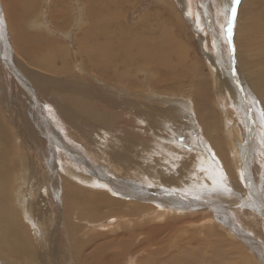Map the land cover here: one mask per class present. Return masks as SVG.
I'll return each instance as SVG.
<instances>
[{"label":"rangeland","instance_id":"obj_1","mask_svg":"<svg viewBox=\"0 0 264 264\" xmlns=\"http://www.w3.org/2000/svg\"><path fill=\"white\" fill-rule=\"evenodd\" d=\"M117 1L119 2V6L116 7L114 0H11L10 2L0 0L1 145L3 146V143L6 142L5 136L12 137L10 144L7 145L8 150H5L3 154L0 152V204L7 211L8 216L15 218V225L22 232L27 230L30 233V230L33 229L35 231V226L38 222L46 221L49 223V219L52 216L50 211L42 218L38 216L37 207L40 205L41 198L44 199L43 206L45 208L65 205L67 198L64 190L65 182L61 181L59 176L60 170L51 178L49 167L44 163L47 159L55 162L60 157L62 159H68V157L66 158L64 153L59 150L55 152L57 156H52V152L54 151H52L50 141L42 135L40 128H38L39 120L43 122V127L47 124L49 126L51 122L54 130L60 131L59 133H63V135L65 134L64 139L68 144L71 143V146H76L80 149L83 146L91 148L94 146L100 155L101 153L103 155L102 151H106V154L109 153L110 155L111 153L118 152L134 154L133 156L137 155L135 153L142 155L152 150L155 146L156 149L153 150L158 151L161 145L158 142L160 138H172L175 144L179 140L182 149H172L175 153L173 157L174 163L177 162L174 166L179 169H182V166L186 167L198 164L197 160H199L198 156L190 153L189 146L185 145V141H182L185 139L189 143H193L194 147L198 146L196 144H201L204 149V158H207L209 161L207 163L201 161L200 164L204 168L203 171H212L217 163H222L219 157L220 151L222 146L226 148L225 144L228 142L224 136V132L217 128L218 125L219 127L223 125L220 114H225L227 110L232 111L236 123H238L243 144H245L243 156L249 157L251 153L248 161L243 157L239 161L242 170L248 172L247 176L243 175L245 177L242 180L247 186L248 192L250 191L249 188H251L250 184H255L264 200V103L260 97L251 96L246 89V83L243 84L241 81L240 76L243 72V66L238 62V48L234 42L238 22L245 20L250 9H253L255 12L264 13V0H252L251 2L240 0L239 5L235 6L237 14L231 41L229 40V36L226 40L224 39L225 36H222L224 35V28H222L224 21L222 15L218 12L219 7H217V2H220V0H188L189 2L186 0L188 8L184 6V11L181 6L183 4L182 0ZM206 10L208 11V17L205 15ZM147 16L149 20L148 32L142 20L143 17ZM168 16L172 20H175H173L174 24H171V26L173 28L176 27L177 36L180 39L179 43L182 47L188 46L187 52L189 56L187 57V61L189 65L187 67L179 65V67L174 68V65L171 66L169 63V68H164L159 73L158 78L160 82H157L153 74L140 71L139 66L143 63L142 56L128 50L126 43L121 40L125 38L127 41L132 42L137 49L142 50L148 39V46L154 47L162 37H158L160 35L159 31H161L160 26L153 25L157 23L158 18L165 20ZM34 18L44 21L45 25H51L52 32L56 33H54L55 35L52 39H56L61 45L67 46L69 49H67L68 55L55 56L56 59L51 56V48L47 43L57 46L49 36L53 34H43L30 28V22ZM260 19L264 21V18L260 17ZM153 30L157 31V33L155 34ZM243 30L241 28L238 31ZM28 32H35V38L37 36L41 38L39 40L42 45L41 47L35 44V40L28 43ZM116 33H118V37ZM218 36L220 37L219 39ZM203 37L207 38L204 43L202 42ZM209 39H212L214 44ZM261 39L263 37L260 35L257 41ZM10 41H12L13 46ZM257 41L254 44L257 46L253 45L255 48H253L254 51L250 54L254 57L252 59L250 55L246 57L248 59V61L246 60L247 62H254L256 64L255 70L258 68L264 69V41L263 43ZM19 42L23 44L22 49L18 47ZM138 42H140L139 47L136 46ZM208 42L210 43V47L207 49L206 45H208ZM220 47L224 51V55L227 53L226 57L229 55L227 58L228 65L229 63L231 65L229 68L233 70L235 68V72L240 78L244 91L242 100L249 101L251 104L250 112L248 113L253 123L245 119L241 109L237 107L235 100L231 101L233 105L230 102L226 103V101H217V104L213 102L217 98L216 80L208 66L209 62L206 53L217 52ZM30 49H32V52L36 51L35 53L42 58L47 56V59H42L39 66L29 63L28 59L24 57L23 52L27 51L30 53ZM244 54L249 53L241 52V56ZM229 58H232V63L229 61ZM63 59L67 62V72L56 74L52 69L55 63L57 67H60ZM175 60L176 56L172 61ZM12 64L15 67L11 68L10 65ZM226 71L229 72L227 69ZM169 72L170 78L167 80ZM73 73L80 78L77 79L75 76L68 79H60ZM243 73L247 76L245 72ZM23 75H30L29 82L31 85L24 84L19 80L18 77H24ZM53 76L59 79L53 78ZM43 78L47 80H43ZM179 79L180 81H178ZM181 79L183 80L181 81ZM58 80L64 81V83L58 84ZM175 80L177 81L175 82ZM127 87L140 91L132 92ZM27 91L32 92L33 96H30ZM66 91L73 92L74 94H85L82 99H87L96 110L94 112L81 113L78 118L70 121V116L58 110V104L66 108L73 103L70 101V98L65 99L63 97L62 93ZM35 93L36 99L44 105L45 109L49 108L50 110L34 107L33 99H35ZM207 100L208 103L211 101L212 105H214V116L218 121L214 124L216 129L210 128L202 116V109L206 107L205 102ZM189 101L192 102L193 108L189 107ZM106 117L109 120L103 123L104 121L102 120L106 121ZM115 118H120L121 121L118 119L117 122L111 123V119ZM86 120L88 121L83 122ZM261 123H263V126ZM250 124H254L253 127H250ZM185 126L186 128H184ZM252 128L253 130L249 133ZM29 132L32 144L27 136ZM68 133L70 137L66 136ZM94 136L98 139H95ZM195 137H198L197 139L201 138L202 142L196 141ZM249 139H251L250 143L248 142ZM24 140L28 142H24ZM92 140L95 141L93 142ZM100 141H102V145ZM122 141H124L123 144ZM96 142L97 144H95ZM25 143L31 146L32 151H35V159L32 161L29 151L24 147ZM247 144L248 147L246 149ZM98 146L102 147L99 149ZM106 146L110 149L108 150ZM83 153L85 156H88L86 152ZM239 154L241 158L240 151ZM102 155L100 156L102 158H99L100 161L104 159ZM11 159H16L17 164L14 165ZM153 159V162H150L147 159L141 158L140 162L143 164L141 166H143L144 170L150 172H153V169L157 170L161 167L162 184L168 185L170 174L166 172L167 168L156 164V161L159 160L156 155H153ZM99 163L102 164V162ZM31 164L34 165V174L30 176L31 182L27 186L21 178L29 173ZM246 164H248V168H246ZM223 165L225 166V162ZM138 166L133 165L130 168L128 173L130 177L135 179H156L155 176L149 177V174H141ZM44 170L48 172L46 176V188L42 187V189L39 187V190V174ZM221 170L223 171V169ZM203 171L200 173L185 171L187 173L186 179L188 178V180H185L184 185L194 188L192 184L195 183L198 177L201 182V194L206 192L215 194L218 190H215L211 184H203L200 177ZM234 171L237 170L235 169ZM66 172L68 170H63L62 176L67 177V175H64ZM194 174L197 176H194ZM189 177L192 180H189ZM70 183L77 188L81 187L80 184H76V181H70ZM69 185L67 184V187ZM107 187L105 185L104 190L111 195V202H102L99 205V207L101 206V211L93 215L95 218L85 213L81 206L76 205L73 206L75 212L71 217L70 223L80 225V219H87L93 222L94 220L103 221L105 218L122 215L125 217L126 222L140 224L142 223V219L147 218L144 216L143 210L137 208V204L142 203L140 200L117 197ZM177 187L179 188V186ZM181 197L183 196H179L180 199ZM243 198L248 200L249 197ZM26 201H28V214L31 223L26 222L24 211L20 208V206L24 207ZM227 203L226 201L223 202V204ZM226 207L228 208L227 205ZM18 211L21 212L25 227L20 225L21 218ZM229 211L234 223L240 226L247 235H250L249 237L253 236V238L257 239L261 245V249L264 251L263 216L261 224V222H254L250 218L252 216L251 213L245 216L242 209L239 210L235 207L229 209ZM237 211L241 213H237ZM130 212L131 214H129ZM192 212L196 211L193 210ZM197 213L201 214L202 212L197 211ZM210 214L212 215V213ZM210 214L206 213V215L200 216L202 218L197 222L198 224L200 222L203 223L202 225L201 223L198 225L196 222H193L196 223V226L195 224L190 226L189 230H178L166 236L165 234L159 235L161 236L160 243H162L161 246L155 247L158 249L157 254L149 257L150 260L143 262L140 260L139 263L255 264L253 254L250 249L248 250L249 244L246 239H238L231 235L229 231L226 233L224 227H218L215 221L214 225L204 226L206 221L204 218ZM169 216L175 217L166 212V215L162 219L156 218L151 225H161ZM82 223L84 224L83 221ZM86 223L88 226V222ZM117 224L108 225L114 226ZM88 227L90 228L82 231L81 236L90 237L92 235H85V232L93 228V225ZM200 227H203L201 231H199ZM100 230H103L105 233H101L99 230L93 233L112 237L121 232L132 231V229L126 227L113 230L112 232L105 229ZM34 231H31L32 235L36 233ZM137 234L139 232L133 235L134 242H139L145 237L144 234ZM168 237H173L174 239L171 240ZM231 237H235L236 240H233ZM69 241L66 230L59 229V237L57 241L55 239V248L48 251L50 255L48 254L43 261H39V259H36L37 256H35L42 252L40 248H35V251L25 248L18 252L17 250L10 252L9 250L6 251V248L3 246H0V264H76L74 259L67 257L64 253L65 250H71L72 245L68 244ZM127 263L128 261L126 260L122 261V264Z\"/></svg>","mask_w":264,"mask_h":264},{"label":"bare ground","instance_id":"obj_2","mask_svg":"<svg viewBox=\"0 0 264 264\" xmlns=\"http://www.w3.org/2000/svg\"><path fill=\"white\" fill-rule=\"evenodd\" d=\"M6 1L10 2L11 0H5V2ZM114 1H115L114 3L115 6L116 7L119 6V2L117 0H114ZM182 1H183V4L181 6H182V10L184 11V6H187L188 8V3H187L188 0L187 1L182 0ZM248 1L251 2L252 0H248ZM217 7H219L218 9L219 14H221L223 17L224 24L222 28H224L223 30L224 35L222 36L223 37L225 36L224 39L226 40L229 36L227 32L228 22H229V11L231 7H233V5L231 3V0H220V2H217ZM56 12H59V11H56ZM207 13L208 11L206 10V14L204 12L206 17H208ZM157 15L159 14L157 13ZM148 16L145 18L143 17L142 19L144 23V27L147 32L149 29L148 27L149 20L147 19ZM260 17L264 18V13L255 12L253 11V9H250L249 13L246 15L245 20L242 22L240 21L238 22L234 42H235L236 47L238 48V54H239V55L237 54L239 56L238 62L241 64V66H243L242 71L245 72L247 75L245 76L244 73L242 72L240 76V78L242 79L241 81L243 82V84L246 83L247 85L246 89L248 90L251 96L260 97L264 103V69L258 68L257 70H255L256 64L254 62L253 63L247 62L248 59L246 58V57H249L252 51H254L253 48L255 47H253V45L255 44V42L257 41L260 35L263 37V39L258 40V41L262 43L264 41V21H262ZM173 20L170 18V16L166 17L165 20H162V18L157 19V23L154 24L153 26L155 25H157L158 27L160 26L161 31H159L160 35L158 37H162V39L154 47L148 46V39L146 40L145 45L142 50L137 49L132 42L127 41L125 38L121 40L124 43H126L128 50L133 51L142 56L143 63L139 66L140 71L153 74L157 82H160V79L158 78L159 73L162 72L164 68L168 69L169 63L171 66L174 65V68L179 67V65L180 66L185 65V67L189 65L187 61V57L189 56L187 52L188 46L182 47L181 44L179 43L180 39L177 36L178 34L175 29L176 27L173 28L171 26V24H174ZM50 26L48 24L45 25L44 21H40L36 18H34L30 22V28L35 29L36 32H42L43 34H47V35L53 34L49 36L51 37V40L54 41V44H56L58 47L49 45L50 43H47L48 46H50L51 48V56L53 58L56 59L55 56H59V55L61 56L68 55L67 54L68 47L61 45L56 39H52L54 38V35L56 33L54 32L55 33L54 34L52 32ZM241 28H243L244 30L238 31ZM153 31L155 34L157 33V31L155 30ZM35 34H36L35 32H31V33L28 32L27 34L28 43L34 42L35 40V44L41 47L42 45H41V42L39 41L41 38H39L38 36L35 38L36 36ZM116 36L118 37V33H116ZM219 38L220 37L218 36V39ZM205 40H207V38L203 37L202 42L204 43ZM209 40L211 41L212 44H214L213 43L214 41H212V39H209ZM10 43L13 46L12 41H10ZM139 44L140 42H138L136 46L139 47ZM207 44L208 45H206V48L208 49L210 47V43L208 42ZM258 45L260 46V44ZM254 46H257V45H254ZM18 47L22 49L23 44L19 42ZM29 52L30 53H28L27 51H24L23 52L24 57L28 59L29 63H33L35 66H39L41 64L42 59L44 60L47 59V56H44L42 58L40 55L35 53L36 51L32 52V49H30ZM223 52L224 51L220 47L218 48L217 52L206 53L207 54L206 56L209 62L208 66L213 74V77L216 80L215 84L217 88V91H216L217 98L214 99V101L213 100L212 101L214 102V104L217 101H221V102L226 101V103L230 102L231 105H233L232 102L233 100H235L237 107L241 109V112L243 113V116H245V119L249 122H252L251 121L252 118L250 119V116L248 113L250 112L251 104L249 101L246 102L242 100V97L244 96V91L240 83V78L235 72V68L234 70L229 68V66H231L230 63L228 65L227 58L229 55L226 57L227 53L226 55H224ZM241 52H246L249 54H244L243 56H241ZM175 56H176V60L172 61V59L175 58ZM253 57H254L253 55H250L251 59ZM229 59H230L229 61L232 63L233 62L232 58H229ZM10 67L13 68L15 66L12 64L10 65ZM226 69L229 70V72L227 71L225 72ZM52 71H54L56 74H58L59 72L66 73L67 72L66 60L63 59L62 65H60V67L59 66L57 67V64L55 63ZM169 74L170 72L168 73V76ZM23 76L24 77L22 76L18 77L19 80L24 84L31 85V83L29 82L30 75H23ZM75 76L77 79L80 78L78 75H75L73 73L70 76L66 75L65 77L60 78V79H68L70 77H75ZM53 78L59 79L54 76ZM169 78L170 76L167 77V80H169ZM183 79H181V81ZM43 80H47V79L43 78ZM176 81L177 80H175V82ZM178 81H180V79ZM57 83L63 84L64 81L58 80ZM32 85H34V83H32ZM127 89L132 92L140 91V90H133L129 87H127ZM27 92L30 96H33L32 92H29V91ZM62 95L65 99L70 98L71 99L70 101L73 102L71 103L70 106L66 108L62 106L61 104L60 105L58 104V110L65 113V115L70 116L71 117L70 121H72V119L74 118H78L81 113H87L88 111L94 112L96 110V108L92 104H90L87 99H86L87 101L82 99V97L85 94H74L73 92L66 91L65 93H62ZM33 103H34V107H39V108L42 107V109L44 110H50L49 108L45 109L44 105H42L36 99V93H35V99H33ZM188 105L190 108H193L191 101L188 102ZM205 106L206 107L202 109V116L204 117L205 122L208 124L210 128L216 129L214 127V124L217 123L218 121L216 120V117L214 116V111H213L214 105H212L211 101L208 103V100H207L205 102ZM186 113L188 114V112ZM220 115L222 117L223 125L221 127H219L218 125L217 128L221 129L224 132V136L226 140H228V142L225 144L226 148H223L222 146V149L220 151L219 157L222 163L221 164L217 163L215 165L214 170L212 171H203L204 168L202 167L200 162L203 161L207 163L209 161L207 158H204V149L202 148L201 144H196L198 146L194 147L193 143H189L187 140L184 139L185 145L189 146L188 149L190 150V153L198 156L199 160H197L198 164L188 165L186 167L182 166V171H193L194 173L195 172L200 173L203 171V173L200 176L203 184H211L215 188V190H218V192H216L215 194L209 193V192L201 194L202 192L201 182L198 177L196 178L197 180L195 181V183L192 184L194 188L188 187L182 184L180 181L174 180L176 185L179 186V190L177 191H174V192L162 191V194L154 193V191H150V192L146 191V189L140 187L137 184V182L130 181L127 179L128 177H125V172H126L125 166H130L133 163L129 154H125L124 152H118V153H111L110 155L109 153L106 154V151L105 152L102 151L103 155L102 153L101 155L104 157V159L100 161L99 158H102V157H100L101 156L100 153L98 152V150L94 148V146L92 148L88 146L86 147L83 146L81 150L86 152L87 155H90L95 161H97L96 162L97 165H98V162H102L108 165L109 166L108 169L110 170V172L112 171V173L115 175V178H111V176H105V173H103L97 166H95L93 163L89 161H86L85 165L87 167V170L85 173V179L91 180L92 178H95V180L97 181H99L100 179H105L107 181V185H109L113 189V193L118 194L117 197L135 198V199L140 200L142 203L137 204V208L143 210L144 216L149 218L150 220L147 218L142 219L141 220L142 223L137 224V223H132L129 221L126 222L125 217L122 215H119L118 217H109L108 219L105 218L106 221L104 219L103 221L94 220L93 222H91L87 219H80L81 220V223H79L80 225H75L73 223H70L71 217L73 216L75 212L73 206H76V205L81 206L82 210L85 213L95 218V216L93 215H96L97 213L101 211V206L99 207V205L102 202L110 203L111 195L103 189L92 190L85 183H81L77 181L74 176H78V175L75 174V172L70 168V164L67 163L66 159H62L60 157V159H56L55 162L53 160L49 161L47 159L44 164L49 167V174L51 178H53L57 174V172L60 170L59 171L60 179L61 181L65 182L64 190L67 194L65 205L58 206V207L45 208L43 206L44 199L41 198L40 205L39 207H37L39 218H42L49 211L52 213V216L49 219V223H47L46 221L38 222L37 225L35 226L36 233L32 235L31 231H34V229L30 230V233H28L27 230H25L24 232L20 231L15 225V222H16L15 218L8 216L7 211H5L2 205L0 204V246H3L4 248H6V251L9 250L10 252H14L15 250H17L18 252L19 250L25 249V248H28L31 251H35V248H40L42 252L35 256H37L36 259H39V261H43L45 260L46 256L49 254L48 251H51L52 249L55 248V244H56L55 239L57 241L59 237V229H65L66 235L68 239L70 240L68 244L72 245V247H71V250L70 249L65 250L64 253L67 257H71L72 259H74L76 264H122L123 260L128 261L127 264H140L143 261L150 260L149 257L155 256V254H157L158 249H156L155 247L161 246V243H162V242L160 243L161 236L159 235L165 234L166 236L178 230H189L190 226H193L194 224L196 226V223L198 224L197 221H200L202 218L200 216L206 215V213L208 214L212 213V215L210 214L204 218L206 219L204 226L207 227L210 224H213L215 221L217 222L216 225H218V227L219 226L224 227V231H226V233L227 231H229L231 235L237 237L238 239H241V238L246 239L247 243L249 244L248 250L249 249L251 250V253L253 254V257H254V263L264 264V251L261 249L260 243L258 242L257 239L253 238V236L249 237L250 235H247L240 226H237V224L234 223L233 217L231 216V212L229 211V209L236 207L239 210L242 209L244 211L245 216L248 213H251L253 217L250 216V218L253 219L254 222H257V223L261 222L262 224V221H261L262 216H263V221H264V200L261 196V193L259 192L255 184H250V183L249 184L251 186L250 185L249 186L251 188L248 187L250 189V191L248 192L246 189L247 186L242 180V178L248 175V172L246 171L244 172L242 170V168L240 167L239 161L242 160V157L246 159V161H248V159L251 157L250 156L251 153L249 154V157L243 156V148H245V144H243L244 142L240 134V129H238L239 128L237 125L238 123H236V120L234 118V114L232 113V111L227 110V112L225 111V114L222 113ZM106 118H107L106 121L104 119L102 120L104 121L103 123L109 120L108 117ZM190 118H191V115H190ZM118 119L121 121L120 118H115V119H111L110 122L115 123L118 121ZM87 121L88 120L83 121V122H87ZM58 124L60 125V123ZM262 124L263 123H261V125ZM149 125H151V123H149ZM253 125L254 124H250L249 126L253 127ZM192 126L196 127L194 125ZM38 128H40V132L42 133V135L45 136V138L50 141L52 151H54L52 152L53 157L57 156L55 152H57L59 149L64 150V152L70 156H78L79 152L73 146L70 145L71 143L68 144L67 141L64 139L65 134L63 135V133L62 134L59 133L60 131L54 130L51 122L49 126L47 124L45 125V127H43V122L39 120ZM184 128H186V126ZM252 130L253 128L250 130L249 133H251ZM27 136L29 137V140L31 142L30 132L27 134ZM67 137H70L69 133L67 134ZM191 138H192V135H191ZM197 138L198 137H195L194 139H197ZM11 139L12 137L9 138L8 136H5L6 142L3 143V146H2L1 145L2 139L0 137V152L2 154L5 152V150H8L7 145L10 144ZM95 139H98V138L95 137ZM26 141L27 140H24V142ZM102 141H100V143ZM196 141L202 142L201 138L197 139ZM158 142L161 143L160 147L158 148L159 149L158 151L153 150V149H156V146H155L152 148V150L147 151L145 154H142L141 157L149 160L150 162H153L154 160L153 155H156V157L160 161L161 166L163 164H166L169 167H172L173 165L177 164V162L174 163L173 157L175 156V154L172 153V147L173 145H176L173 139L172 138L171 139L160 138ZM248 142L250 143L251 139H249ZM123 143L124 141H122V144ZM95 144H97V142ZM36 146L38 147V145ZM24 147L26 148L27 151H29L31 155V161L34 160L35 151L34 150L32 151L31 146L27 145V143H25ZM101 147H99V149ZM247 147H248V144L246 145V149ZM109 149L110 148H108V150ZM239 151L241 152V158H240ZM246 154H247V150H246ZM11 162L14 165L17 164L16 159H11ZM224 162H225V166L223 165ZM138 167L140 169L141 174L143 175L149 174V177H152L153 175L154 176L158 175V171H156L155 169H153V172H150L148 170H144L143 166L141 165H139ZM248 167H249L248 164H246V168ZM33 168H34V165L31 164L29 173L25 174L21 178L24 184H26L27 186L31 182L30 176H33L34 174ZM221 169H223V171ZM235 169L237 171H234ZM63 170H68V172L64 174V175H67V177L62 176ZM47 174H48L47 170L40 172L39 174L40 180L38 182L39 190L42 187L46 188ZM244 174L245 176L243 177ZM194 176H197V175L194 174ZM116 178L118 180H116ZM186 180H188V178ZM189 180H192V179L189 177ZM70 181H76V184L77 185L80 184L81 187L77 188L75 185L70 183ZM88 182H92V181H88ZM67 184H70L69 187H67ZM61 188H62V185H61ZM137 190H142V191L139 192ZM182 191L186 194V196H183L180 199L179 196H181L180 192ZM123 194H126L127 197H125ZM243 197H246V198L249 197V198L248 200H246ZM224 201L228 203L223 204ZM226 205L228 206V208L226 207ZM20 208H22V210L24 211L26 222L31 223L29 214H28V210H29L28 201H26L24 207L20 206ZM30 208L32 207L30 206ZM6 210H7V207H6ZM193 210L196 212H192ZM197 211L198 212L201 211L203 214L197 213ZM166 212L172 214L175 217H170V216L167 217V219L165 220L166 223L164 222L161 225H151L156 218L162 219V217L166 215ZM234 212H235V209H234ZM237 213H241V212L237 211ZM129 214H131V212ZM19 215L21 218L20 225L22 227H25L24 222L21 217V212H19ZM118 220H119V223L117 225H114V226L108 225V224H114ZM82 221L84 222V224L82 223ZM86 222H88L89 224L88 226L93 225V228L85 232V235L92 234L90 237L81 236L82 231H84L87 228H90L87 226ZM193 222H196V223H193ZM202 224L203 223H201V225ZM81 225H83L84 227ZM262 225L264 228V224ZM125 227L132 229V231L121 232L112 237L106 236L104 234L93 233V232H96V230H99L101 233H105L103 232V230H100V229H105L107 231L112 232L113 230L122 229ZM202 228L203 227H200L199 231H201ZM137 232H139V234L140 233L144 234L145 237L141 239L139 242H134L133 235L136 234ZM235 237H231V238L234 240ZM168 238H170L171 240L174 239L173 237H168ZM140 260L142 261L139 263Z\"/></svg>","mask_w":264,"mask_h":264},{"label":"crops","instance_id":"obj_3","mask_svg":"<svg viewBox=\"0 0 264 264\" xmlns=\"http://www.w3.org/2000/svg\"><path fill=\"white\" fill-rule=\"evenodd\" d=\"M67 136V135H66ZM184 141V140H182ZM181 142L178 140V143L176 145H173L172 149L174 148H178V149H182L180 146ZM78 152V156H70L67 153L64 152V150L59 149L60 152L64 153V156L68 159H66L67 163L70 164V167H72L71 169L75 172V174H77L78 176H74L76 178L77 181L81 182V183H85L86 185H88L90 188L92 189H105V185H107V181L105 179H100L99 181L95 180V178H92L91 180L85 179V173L87 170V167L85 165L86 161H89L91 163H93L95 166H97L103 173H105V176H111V178H115V175L112 173V171L110 172V170L108 169V165L104 164V163H99L98 165L96 164L97 161H95L94 159H92V157L90 155L85 156L84 155V151L81 150L78 147H74ZM135 153V152H134ZM173 154L174 151H172ZM129 154V153H128ZM136 156H133L132 154H129L133 163L130 166H125V176L128 177L127 179L130 181H135L137 182V184L146 189V191H154V193H159L162 194V191H169V192H174L179 190V188L175 185V181L179 180L182 184L185 183L186 177H187V173L185 171H182V169L176 168L174 165L172 167H169L166 164H163L162 166H165L166 172H169L170 176L168 178V185H163L162 181H161V174H162V169L161 167H159L156 171H158V175L155 176L156 179H135L129 176V170L133 165H143L140 160H141V156L138 153ZM137 158V159H136ZM145 159V158H144ZM156 164L160 165V161H156ZM154 176V175H153ZM116 180H118L116 178ZM175 180V181H174ZM88 181H92V182H88ZM107 189L111 191V193H113V189L107 185ZM137 191H142V190H137ZM183 193V194H182ZM116 194V193H113ZM180 194L182 196H186V194L182 191L180 192ZM118 195V194H116ZM125 197H127L126 194H123ZM108 219V218H106ZM105 219V221H106ZM119 221V220H118ZM117 221V222H118ZM114 223V224H117ZM107 223V222H106Z\"/></svg>","mask_w":264,"mask_h":264},{"label":"snow or ice","instance_id":"obj_4","mask_svg":"<svg viewBox=\"0 0 264 264\" xmlns=\"http://www.w3.org/2000/svg\"><path fill=\"white\" fill-rule=\"evenodd\" d=\"M231 3L233 5V7H231L230 11H229V22H228V28H227V32L229 35V40L231 41V35H232V31H233V26H234V21L236 18V5H239L240 0H231Z\"/></svg>","mask_w":264,"mask_h":264}]
</instances>
